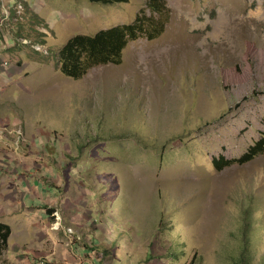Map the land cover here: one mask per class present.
Here are the masks:
<instances>
[{"label":"rangeland","instance_id":"obj_1","mask_svg":"<svg viewBox=\"0 0 264 264\" xmlns=\"http://www.w3.org/2000/svg\"><path fill=\"white\" fill-rule=\"evenodd\" d=\"M41 1L46 27L0 12V264H264V154L212 163L264 137V0H164L160 36L81 79L48 51L147 0Z\"/></svg>","mask_w":264,"mask_h":264},{"label":"trees","instance_id":"obj_2","mask_svg":"<svg viewBox=\"0 0 264 264\" xmlns=\"http://www.w3.org/2000/svg\"><path fill=\"white\" fill-rule=\"evenodd\" d=\"M90 1L109 5L129 2V0ZM23 5L36 24H43L46 27L44 19L33 12L27 2H23ZM148 11L151 12V15L148 14ZM164 11H166L164 0H147L146 7L141 9L134 22L103 29L94 35H75L58 51L49 50L48 53L55 56L63 74L74 79H81L95 67L121 64L124 49L129 42L137 40L140 36H146L150 40L160 36L164 30ZM37 44L44 46L45 41ZM90 136L87 133L88 141L91 139ZM83 148L80 145L79 150L82 151ZM261 154H264V137L259 138L240 158L224 161L219 156L214 157L212 163L217 170H221L232 164L247 163ZM48 212L51 213L52 209L48 208ZM10 233V226L0 222V253L7 247Z\"/></svg>","mask_w":264,"mask_h":264},{"label":"crops","instance_id":"obj_3","mask_svg":"<svg viewBox=\"0 0 264 264\" xmlns=\"http://www.w3.org/2000/svg\"><path fill=\"white\" fill-rule=\"evenodd\" d=\"M6 1L7 0H0V12L2 13V8H8L7 4H6ZM28 3V2H27ZM28 5L30 6V9L35 12L36 14H38L41 18H43V15L41 14L42 13V10L43 8L41 7H46L45 5V1H41V0H37V3L34 4V6H32L31 4L28 3ZM10 7V6H9ZM14 15L18 14L17 12V8L13 7L12 9H10ZM11 16V15H10ZM9 16V17H10ZM7 17V16H4V18Z\"/></svg>","mask_w":264,"mask_h":264},{"label":"built area","instance_id":"obj_4","mask_svg":"<svg viewBox=\"0 0 264 264\" xmlns=\"http://www.w3.org/2000/svg\"><path fill=\"white\" fill-rule=\"evenodd\" d=\"M25 10V7H24V5L23 4H19L18 5V7H17V12H18V14H22V12ZM38 48V47H37ZM7 64H8V62H4V64L3 65H0V69L3 67V66H7ZM40 264H43V262H40Z\"/></svg>","mask_w":264,"mask_h":264},{"label":"bare ground","instance_id":"obj_5","mask_svg":"<svg viewBox=\"0 0 264 264\" xmlns=\"http://www.w3.org/2000/svg\"><path fill=\"white\" fill-rule=\"evenodd\" d=\"M182 50H184V49H182ZM183 53H184V52H183ZM183 53H182V55H184Z\"/></svg>","mask_w":264,"mask_h":264}]
</instances>
